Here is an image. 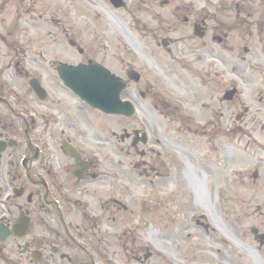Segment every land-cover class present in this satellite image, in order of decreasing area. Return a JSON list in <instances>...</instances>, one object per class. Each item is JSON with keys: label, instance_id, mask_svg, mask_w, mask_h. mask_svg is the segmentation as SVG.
I'll use <instances>...</instances> for the list:
<instances>
[{"label": "flooded vegetation", "instance_id": "flooded-vegetation-1", "mask_svg": "<svg viewBox=\"0 0 264 264\" xmlns=\"http://www.w3.org/2000/svg\"><path fill=\"white\" fill-rule=\"evenodd\" d=\"M212 1L0 0V264H264V0Z\"/></svg>", "mask_w": 264, "mask_h": 264}, {"label": "rangeland", "instance_id": "rangeland-1", "mask_svg": "<svg viewBox=\"0 0 264 264\" xmlns=\"http://www.w3.org/2000/svg\"><path fill=\"white\" fill-rule=\"evenodd\" d=\"M207 2H210L213 4L214 2L212 0H206ZM176 3V1H174ZM201 3V2H200ZM96 8L101 10V7L96 5ZM124 19L127 21L128 17L124 16ZM109 120H105V124L108 128L112 130V127L116 125V121L112 119L111 117L108 118ZM119 132V131H117ZM175 183V182H174ZM179 187V184L176 183L175 185L172 184L171 190L177 189ZM144 190V189H143ZM149 192V191H147ZM147 195V193H145ZM168 195V201H165V205L169 206L170 208L166 211V216L168 217L169 214H176L175 208L171 205V203H177V204H182L183 203V197L181 196H176L174 197V194H169V191L167 192ZM180 197V198H179ZM165 206V207H166ZM164 207V208H165ZM159 215V213L157 212ZM153 216L154 212L152 213ZM172 227L167 226L165 229H160V231L157 233V239H155V243L158 244V247H164V249H169L173 250V252L177 253V245L178 243H181L182 239H187V242L184 240V245L185 247L189 245H193L194 249L196 252L203 256H208L211 257L212 259L210 262L214 263L215 256H214V249L215 246L217 245L215 242V235L213 233H210L209 235L205 234L204 231L201 228H196L194 225H191L190 223H186L184 229H182L181 233L174 234L173 230H171ZM183 232V235H182ZM191 232V233H190ZM148 243V241H146ZM181 248H183V246ZM215 245V246H214ZM188 254V253H187ZM184 253L181 257H184L186 259V264H189L187 259L188 255ZM164 263L169 262L167 261L166 258H161ZM160 260V259H158ZM189 260V259H188ZM192 260V259H191ZM202 260V259H201ZM166 264V263H165Z\"/></svg>", "mask_w": 264, "mask_h": 264}, {"label": "water", "instance_id": "water-1", "mask_svg": "<svg viewBox=\"0 0 264 264\" xmlns=\"http://www.w3.org/2000/svg\"><path fill=\"white\" fill-rule=\"evenodd\" d=\"M117 84L112 80H89L72 81L70 85L74 90L82 93L89 102L104 108L107 112L118 113L121 106L119 95L122 88H118ZM125 105L131 107L129 102Z\"/></svg>", "mask_w": 264, "mask_h": 264}, {"label": "bare ground", "instance_id": "bare-ground-1", "mask_svg": "<svg viewBox=\"0 0 264 264\" xmlns=\"http://www.w3.org/2000/svg\"><path fill=\"white\" fill-rule=\"evenodd\" d=\"M172 256H174V255H172Z\"/></svg>", "mask_w": 264, "mask_h": 264}]
</instances>
